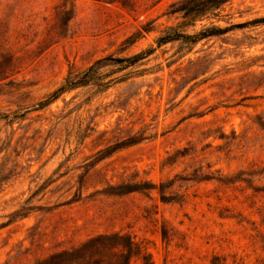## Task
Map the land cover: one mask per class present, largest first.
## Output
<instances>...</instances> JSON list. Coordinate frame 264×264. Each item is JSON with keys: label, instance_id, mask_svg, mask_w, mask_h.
Here are the masks:
<instances>
[{"label": "rangeland", "instance_id": "1", "mask_svg": "<svg viewBox=\"0 0 264 264\" xmlns=\"http://www.w3.org/2000/svg\"><path fill=\"white\" fill-rule=\"evenodd\" d=\"M134 1L0 0V264L112 233L152 264H264V0L182 28L221 35L159 47L179 0ZM149 48L102 67L110 86L46 103L69 71Z\"/></svg>", "mask_w": 264, "mask_h": 264}, {"label": "trees", "instance_id": "2", "mask_svg": "<svg viewBox=\"0 0 264 264\" xmlns=\"http://www.w3.org/2000/svg\"><path fill=\"white\" fill-rule=\"evenodd\" d=\"M123 6L133 8L134 0H117ZM229 0H179L170 5L168 14H179L182 19L181 24L173 26L169 25L155 39L156 46L179 41L186 45H194L198 41L210 36L221 35L227 31L216 25L204 27L196 32H186L183 27L193 26L197 20L212 14ZM261 20H264L261 19ZM151 28L146 25L141 31H137L134 35L129 36L123 44L130 46L134 44L143 35L148 33ZM155 48H149L138 53L128 56H118L110 54L103 58L95 60L85 69L79 72L69 71L63 83L51 94L49 103L55 100L61 93L76 87L87 86L90 84L105 88L111 85L113 79L103 81L105 75L101 73L104 66H115V71H121L128 67L134 66L139 61L150 55ZM9 69L3 68L0 63V75L7 73ZM8 76H4L6 78ZM1 79H3L1 77ZM128 140L124 143H118L111 148L106 149L104 155L109 154L114 149L133 143ZM141 259L142 264H152L149 253L139 243L133 241L129 236L120 233L100 234L91 237L82 244L61 252L55 253L50 257L38 262L37 264H130L132 258Z\"/></svg>", "mask_w": 264, "mask_h": 264}]
</instances>
